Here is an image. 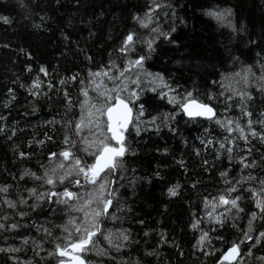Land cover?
<instances>
[{"label":"trees","instance_id":"1","mask_svg":"<svg viewBox=\"0 0 264 264\" xmlns=\"http://www.w3.org/2000/svg\"><path fill=\"white\" fill-rule=\"evenodd\" d=\"M158 2L161 7L153 13V22L144 28L134 16L144 17L152 0H0V16L10 21H0V186H10L2 198L27 200L13 209L0 198V216L9 218L0 222L18 224L14 230H0V249H20L0 251V264L59 262V257L49 253L55 252L56 243L65 236L68 220L81 214L57 203V197L45 195L38 201L28 190L49 193L67 187L84 193L85 189H77L68 180L53 188L32 177H19L26 170L43 175L51 167L50 154L70 147L64 143L66 137L75 142L71 150L77 156L92 160L74 128L82 115L83 90L87 89L90 99L97 97L90 73L107 70L114 62L117 68L111 74L117 75L129 59L139 55L146 57L141 72L152 75L142 74L139 87L129 84L130 91L139 93L130 105L133 117L143 105L140 121L144 123L139 125V135L132 130L129 137L135 155L125 157L128 171L110 177L115 179L114 207L119 201L121 210L116 215L121 219H105L103 224L128 230L136 243L121 252L110 250L107 256L89 252L85 259L90 264L129 260L134 264H218L232 242L241 239L249 213L256 211L248 189L259 187L257 182L237 185L239 191L231 195L242 197L239 203L244 211L236 219L230 216L223 227L206 218L205 198L223 193L226 179L264 178V142L251 137L250 143L237 140L229 160L220 148L221 143L227 146L223 128L204 118H189L159 93L179 97L191 92L210 104L218 118L239 120L244 126L248 118L241 111V98L232 94L246 91L251 99L245 97L243 106L253 113V121L264 120V80L260 79L264 75V0ZM209 12L223 16L218 20ZM152 28L167 35H157ZM130 32L141 41L155 36L154 51L141 42L133 52L122 54L119 49ZM41 67L47 75L39 71ZM248 68L251 73L245 83L242 77ZM157 74L173 91L158 87V81L150 83ZM37 77L41 87L33 89ZM166 116L174 118L161 123ZM153 117L156 125L148 123ZM253 127L264 131L260 124ZM244 156L256 166L243 168L239 159ZM225 171L228 176L222 177ZM175 185H179L178 194L170 196L168 189ZM196 219L203 221L199 229L192 228ZM201 230L209 231L211 237V244L203 249L196 246ZM259 231H264V220L254 223V238ZM252 243L241 244V264H264L259 259L264 257V239L254 247ZM101 247L107 248L106 242ZM153 250L156 255L146 254Z\"/></svg>","mask_w":264,"mask_h":264},{"label":"snow or ice","instance_id":"2","mask_svg":"<svg viewBox=\"0 0 264 264\" xmlns=\"http://www.w3.org/2000/svg\"><path fill=\"white\" fill-rule=\"evenodd\" d=\"M152 7L144 17L134 16V19L140 24L141 27L148 28L149 24L153 22V13L161 5L158 0H152ZM208 15L214 16L216 19H221L223 14L217 12H209ZM0 21L4 23H10L7 17L0 16ZM174 31V28L172 29ZM152 32L157 33L160 36H166L167 34L160 32L158 28H152ZM156 37L141 41L140 37L135 32H130L123 40V43L119 51L127 55L135 50L137 43H145L149 51H154L153 44ZM146 57L139 55L135 59H129L127 67L120 69L117 75H112V70L117 68V65L113 62L107 70H101L91 72L90 76L93 78L90 81V86L93 87V91L97 93V97L93 100L88 96L87 89L83 90L85 97L84 102L81 104L82 115L79 122L74 125L77 135H82V142L85 145L84 152L92 157L91 161L77 156L71 149L75 147V142L66 137L64 143L70 145L69 148L60 151L59 153H51L49 156L50 168H47L43 175L37 176L36 173L26 170L19 179L25 177H32L40 180L42 184H47L55 188L57 184H63L65 180H68L70 184L77 189L84 188V193L70 191L67 187L62 192L51 191L49 193L38 192L36 188H32L29 191L30 197H34L36 200H41L45 195L49 198L57 197V202L68 205L71 211L80 213L78 217H71L68 220L67 225L63 227L65 236L60 239L55 246V252L49 253V255H55L59 257L58 264H90L85 259V255L89 252H95L97 256H107L109 251L121 252L130 243H136L130 238V233L126 229H109L103 226L104 220L118 221L121 217L116 215L117 211H120L119 201L116 202L114 207V193L116 189L112 188L117 173L126 172V160L128 155H135V149L132 147L129 137L132 130H135L139 135L141 132L140 124L144 121H140V117L144 115L143 105L137 109L135 117H133V108L130 104L134 99L139 98L137 91H130L129 84H135L139 87L141 75L151 76L149 73H142L143 64ZM31 69H29L30 71ZM44 75L48 74L46 68L41 67L39 69ZM251 73V68L246 70L245 75L242 77L245 83L248 82V74ZM236 75H240L237 73ZM103 78L111 83L109 87ZM72 79H76L73 77ZM264 80V75L260 77ZM160 88H168L169 92L173 91L170 86L163 80V77L158 74L152 76L150 83L155 84ZM64 83V81H61ZM33 89H39L41 87V81L39 77L33 82ZM51 87V85H49ZM261 90H264V85L261 86ZM142 91V90H141ZM152 91H156L153 87ZM231 91V89H229ZM36 95V92L32 93ZM127 94V95H125ZM161 98H167L170 104L178 105L180 109L191 119L204 118L213 121L225 130L227 135L224 140L227 142L220 144V148L224 149L228 154L229 160L232 159V153L234 147H236L237 140H243L245 143H250L249 137L253 139H259L264 142V131H257L253 125L260 124L264 127V120L253 121L251 118L253 113L243 106L245 97L250 100L251 95L246 91L233 92L232 95H238L241 98L242 107L241 111L245 117H247L246 124L241 125L239 120L231 118H218L216 110L208 103H204L201 99L193 97L191 92L185 93L183 96L169 95L168 92L159 93ZM229 96L228 99H231ZM12 99H15L13 96ZM261 115H264L262 113ZM172 116H166L161 120L164 123L166 120L173 119ZM0 119H3L0 117ZM156 117H153L148 123L156 125ZM159 127V126H157ZM3 129L0 128V131ZM87 130V132L85 131ZM145 131L147 129H144ZM251 152V149H248ZM23 157L25 154L20 153ZM239 163L243 168H253L256 166L255 161L247 162V157H241ZM222 177H227V171L221 172ZM122 178V177H120ZM248 181H256L259 187L250 188L248 191L251 193L254 201L256 211L249 213V219L247 221L246 230L241 231V239L232 242L227 251L223 252L218 264H241V244L252 241V246L260 243L261 239H264V231H259L254 238L252 233L254 231V223L257 220H264V178H257L252 175L242 177L235 181L226 179L225 184L228 187L216 197L211 199L205 198L206 218L214 222L215 224L223 227L224 223L230 218L236 219L239 213L244 209L240 206V195L232 196L231 193L238 192L237 185L247 183ZM87 186H91L88 188ZM10 186H0V198L2 194L9 192ZM179 185H175L168 189L170 196H176L178 194ZM3 204H6L9 208H16L17 203L26 204L27 200L21 199L18 202L2 198ZM218 209H223L218 211ZM23 216V213H20ZM9 218L7 216H0V221H6ZM203 221L196 219L192 224L193 229H199L200 224ZM18 227V224L11 223L7 226L5 223L0 222V230H14ZM216 229H211L215 231ZM50 236L51 232L44 229ZM148 235V233H145ZM161 239H165L161 236ZM217 239H223L217 237ZM104 241L107 244V248L101 247V242ZM28 241L25 240L24 243ZM211 244V237L209 231L201 230L199 239L197 241V247L203 249L206 245ZM39 247V245H38ZM18 252L19 248L0 249V251ZM147 255H156V251L147 252ZM214 254V253H206ZM250 254V252H249ZM264 260V257H259ZM126 264H134L133 261H127Z\"/></svg>","mask_w":264,"mask_h":264},{"label":"bare ground","instance_id":"3","mask_svg":"<svg viewBox=\"0 0 264 264\" xmlns=\"http://www.w3.org/2000/svg\"><path fill=\"white\" fill-rule=\"evenodd\" d=\"M130 107H132V106L130 105ZM71 191H72V190H71ZM56 192H57V191H56ZM60 192H61V191H60ZM56 199H57V198H56ZM56 199H55V200H56ZM53 200H54V199H53ZM57 200H58V199H57ZM56 202H57V201H56ZM57 203H58V202H57ZM56 264H58V263H56Z\"/></svg>","mask_w":264,"mask_h":264}]
</instances>
